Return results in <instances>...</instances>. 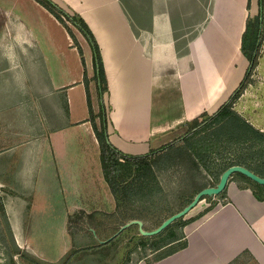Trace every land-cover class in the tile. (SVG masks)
<instances>
[{
  "label": "crops",
  "instance_id": "crops-1",
  "mask_svg": "<svg viewBox=\"0 0 264 264\" xmlns=\"http://www.w3.org/2000/svg\"><path fill=\"white\" fill-rule=\"evenodd\" d=\"M248 1L60 0L98 43L107 138L115 148L147 154L173 127L229 99L244 74ZM34 8L52 16L34 0H0V197L7 219L29 217L26 205L45 173L59 182L65 167L63 186L76 188L75 166L88 165L99 149L86 95L87 87L92 109L94 95L99 107L91 47L75 37L82 54L63 24L40 23ZM74 192L68 202L77 201ZM223 194L184 229L185 246L138 264H227L244 250L264 264V196L236 182Z\"/></svg>",
  "mask_w": 264,
  "mask_h": 264
},
{
  "label": "rangeland",
  "instance_id": "rangeland-1",
  "mask_svg": "<svg viewBox=\"0 0 264 264\" xmlns=\"http://www.w3.org/2000/svg\"><path fill=\"white\" fill-rule=\"evenodd\" d=\"M52 1L68 13H75L60 4V0ZM39 4L34 0V5ZM34 9L40 23H55L54 20L65 23L63 26L79 47L75 37L82 41L83 35L63 15H60L62 23L52 13L54 18L46 12H36L39 8ZM247 9L245 55L241 51L245 65L243 82L238 93L228 99L231 107L199 128L213 113H201L173 127L169 136L142 162L133 164L119 159L109 184L99 169V149L88 165L75 166L76 188L63 186L64 176L69 173L63 166L57 171L63 189L50 172L45 173L46 178L37 182L32 203L26 205L31 212L24 220L7 219L6 202L0 197V264L149 262L180 246L184 229L223 202L224 190L204 196L187 215L155 235L141 234L137 224H129L122 231L120 227L140 220L144 230L155 229L187 205L199 190L214 186L222 171L231 165L249 167L264 176V0L261 3L249 0ZM253 46L255 53L250 62L248 56ZM94 96L93 110L97 115ZM104 106L107 117L108 108ZM95 121L100 127L98 116ZM171 142L170 147L164 148ZM84 169L88 171L87 179L86 173H82ZM228 182L256 187L264 196V185L240 173L232 174ZM73 190L77 194L74 203L68 202ZM38 196H43L42 203L34 202ZM12 206L18 207V204Z\"/></svg>",
  "mask_w": 264,
  "mask_h": 264
},
{
  "label": "trees",
  "instance_id": "trees-1",
  "mask_svg": "<svg viewBox=\"0 0 264 264\" xmlns=\"http://www.w3.org/2000/svg\"><path fill=\"white\" fill-rule=\"evenodd\" d=\"M36 1L38 3H40L42 6H44L50 13H52L62 23H63V21H62L60 15H63L64 18L67 21H69L73 26H75L76 29L84 36V38L87 40L88 44L91 47L92 62H93L94 71H95L93 79H94L96 86H97V94H98V99H99V107H98V114L97 115H95L93 112V109L91 106V101H90V92H89V89L87 87H86V95H87L89 111H90V115H89L90 121H91L92 127L95 131V135L98 138L99 160H100L101 171H102L104 180L109 184V183H111V181L115 175V166L118 163L119 159H123L128 163L137 164L139 162L144 161L149 156V154L148 153L144 154V155L125 154V153L119 151L117 148H115L108 141V138H107V117H106V113L104 110L105 106H104V103L102 100V95L107 90V81L105 78L104 67H103L98 43L96 42V39H95L92 31L90 30V28L86 24V22L78 14H76V13L70 14L67 11L63 10L61 7L56 5L52 0H36ZM258 1L261 3V0H258ZM63 25H65V23H63ZM247 29H248V26L246 23V28H245V30L242 34V38H241V51L244 55H245L244 43H245V35L247 32ZM254 53H255V47L253 46L251 49V55L248 56V59L250 62L253 61ZM242 82H243V80L240 82L238 87L232 92L230 97H233L238 93L239 88L242 85ZM228 101L229 100H227L224 104H222L217 109V111H215L212 115H208L207 119L202 121L198 125V128L200 126L205 125L207 123V121L217 119L221 114H223L225 111H227L228 108L231 107L230 102H228ZM96 116H98L100 118V127L97 126V123L95 121ZM253 130L255 132H259L254 128H253ZM171 144H173V143L172 142L169 143L168 145L164 146V148L170 147ZM247 168L250 169L251 171H253L254 173L258 174L253 169H251L249 167H247ZM181 235L183 237V233ZM183 246H185V243H182L178 247H183ZM177 248L170 250L169 252H167L166 254H164L162 256L171 254ZM227 264H256V263H255L252 255L247 250H244L240 254H238L235 258H233L230 262H228Z\"/></svg>",
  "mask_w": 264,
  "mask_h": 264
},
{
  "label": "water",
  "instance_id": "water-1",
  "mask_svg": "<svg viewBox=\"0 0 264 264\" xmlns=\"http://www.w3.org/2000/svg\"><path fill=\"white\" fill-rule=\"evenodd\" d=\"M234 173H240L241 175L249 178L250 180L256 182L257 184L264 185V176H260L254 173L245 166L231 165L221 173L218 182L214 186L204 187L201 190H199L187 205H185L182 209H180L179 211L171 214L169 217L164 219L160 223V225L155 229L146 231L143 229V224L140 220H132L129 223L125 224L124 226L120 227V231H122L123 228L128 226L129 224H137L139 232L143 235L151 236L161 232L163 229H165L175 220L179 218H183L185 215H187L193 208H195L199 204V202L203 199L204 196L216 195L222 192L225 189L230 176Z\"/></svg>",
  "mask_w": 264,
  "mask_h": 264
}]
</instances>
